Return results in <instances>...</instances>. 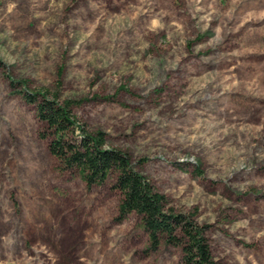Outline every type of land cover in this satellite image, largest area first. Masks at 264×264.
<instances>
[{
	"label": "rangeland",
	"instance_id": "rangeland-1",
	"mask_svg": "<svg viewBox=\"0 0 264 264\" xmlns=\"http://www.w3.org/2000/svg\"><path fill=\"white\" fill-rule=\"evenodd\" d=\"M0 63V264H183L63 167L20 91L83 101L218 264H264V0H0Z\"/></svg>",
	"mask_w": 264,
	"mask_h": 264
},
{
	"label": "trees",
	"instance_id": "trees-1",
	"mask_svg": "<svg viewBox=\"0 0 264 264\" xmlns=\"http://www.w3.org/2000/svg\"><path fill=\"white\" fill-rule=\"evenodd\" d=\"M10 83L17 87L18 82ZM20 94L36 107L37 118L47 128L49 150L65 169L77 173L88 188L113 181L121 194L117 220L138 217L148 235L147 251L156 252L165 244L182 250L183 264H218L207 238L208 226L175 210L168 197L133 167L126 152L108 145L104 132L87 130L74 112L83 101L60 100L43 91Z\"/></svg>",
	"mask_w": 264,
	"mask_h": 264
}]
</instances>
